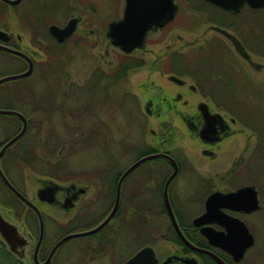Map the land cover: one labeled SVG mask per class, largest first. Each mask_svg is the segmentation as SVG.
<instances>
[{"label": "flooded vegetation", "instance_id": "1", "mask_svg": "<svg viewBox=\"0 0 264 264\" xmlns=\"http://www.w3.org/2000/svg\"><path fill=\"white\" fill-rule=\"evenodd\" d=\"M23 4L29 8L24 7V15L14 20L13 12ZM59 4L60 0H20L14 6L4 4L7 15L0 31L6 34L5 46L26 58L0 53L20 63L21 70L12 75L25 72L31 63V75L17 81L30 78L38 68L43 72L42 80L53 82L55 87L61 83L60 91L51 93L48 99L53 97L56 102H64L72 96L67 92L68 87H64V76L79 64L77 60H83L81 49H86L88 43L89 51H93L99 38L109 44L110 41L106 36L107 28L100 35L85 26L81 28L84 16H91L88 13L72 14L62 25L49 22L47 17L50 18ZM124 6L125 3L121 16L111 22L122 18ZM30 7H33V13L29 11ZM216 9L228 17L236 16ZM87 10L88 6L83 5V12ZM70 20L77 21L76 28L70 37L59 43L50 35L49 28L57 26L62 29ZM211 27L223 29L211 25L208 29L212 32ZM164 28L148 32L144 48L129 54L110 44L120 52L115 62L107 61L109 46L105 42L101 57L104 62L84 63L104 69L101 73L96 70L88 77L82 94L84 101L88 102L73 111L78 117L92 115L98 119L84 129L94 135L104 133V174H89L69 182L58 177L40 178L35 181L36 189L29 197L6 176V155L14 145L1 157L3 174L38 210L44 226L43 238L37 247L40 236L38 215L16 198L22 211L9 208L5 218L16 225L20 239L17 251L22 258L11 254L0 243V259L6 260V264H45L61 239L98 227L114 209L117 182L124 171L140 158L158 153L169 156L177 165V174L168 188V200L179 231L196 250L179 236L164 205L163 187L173 172V166L165 159H154L142 163L125 177L118 206L99 230L63 242L47 264H59L60 261L68 264L70 257L73 264H126L143 249L148 251L134 264H264V99L258 104L254 102V97L261 96L254 93L258 87L250 82L246 73L239 71L246 65L250 71L260 72L264 65L260 64L262 67L255 70L240 56V63L204 58L203 55L211 52L207 44L205 47L196 45L201 38L199 35L194 42H189L188 32L183 28L180 29L181 35H176L165 46L162 61H145L141 55L145 54L148 39L160 34ZM223 30L236 37L233 32ZM214 33L233 48L227 38ZM152 46L159 47L160 44L156 42ZM244 50L253 60L250 52ZM145 70L161 83L152 80L143 87L145 92L141 96L146 97L143 106L134 92L112 94L114 89L129 83L130 77ZM125 99L132 104L126 115ZM0 109L13 110L6 106ZM120 110L123 118L139 119L142 114L155 120L150 129L152 146L143 152L138 144L127 149L118 142L122 148L118 151L110 147V143L118 141L112 134L124 133L126 129ZM2 117L11 121L8 116ZM24 117L27 134L31 121L26 115ZM78 126L80 124L75 123L72 127ZM133 129L138 131L139 122ZM117 137L122 140V134ZM6 141L0 143V148ZM131 149L134 161L116 172L117 161ZM165 170L168 173H164ZM178 179L186 185L194 180L197 187L194 193L179 196L181 200L177 202L178 196L173 198L170 190ZM0 185L7 190L1 180ZM47 185L55 189L53 205L37 197L38 190ZM211 196L213 199L209 200ZM195 221L198 225L194 224ZM243 245L247 248L239 255L237 250Z\"/></svg>", "mask_w": 264, "mask_h": 264}, {"label": "rangeland", "instance_id": "2", "mask_svg": "<svg viewBox=\"0 0 264 264\" xmlns=\"http://www.w3.org/2000/svg\"><path fill=\"white\" fill-rule=\"evenodd\" d=\"M175 1L179 8L175 14L176 17L160 34L150 36L145 46V54L141 55L142 59L145 61H162L165 57V46L170 44L172 38H175L176 35H181L180 29L183 28L188 32L187 39L189 42H194L199 35L201 38L196 45L205 47L204 45L207 44V48L211 52L203 55L204 58L212 57L216 61L218 59L216 55L222 53L226 61L242 62L229 43L208 29L209 26L215 25L213 23L216 20L220 19L222 12L214 7L202 4L200 0ZM83 5L88 6L87 12H83ZM123 5L124 2L122 0H60L58 8L50 14V18H47L49 22L62 25L72 14L88 13L91 16L89 15L87 18L84 16L81 28L83 29L85 26L100 35V32H105L108 23L121 16ZM24 7L27 6L23 4L16 9L17 11L13 12L14 20H18L24 15ZM30 8L29 11L33 13V7ZM247 10L249 9L243 8L239 15L242 14L244 17L247 14ZM206 21H210V24H204ZM161 39H164L163 43L158 42ZM97 41L98 46L93 51H89L88 43L85 46L86 49H81L80 53L83 60H77L79 64L75 68L68 70V73L64 76V87H68V94H72L68 101L60 102L59 100V102H56L53 97L48 99L51 93L56 94L60 91L61 83L55 87L53 82L42 80L43 72L38 68L26 80L9 82L0 86V107L6 106L17 110L26 115L31 121L27 134L6 155L8 164L5 165L8 179L20 192L27 194L29 197L36 189L35 181L40 178L58 177L60 180L69 182L77 181L78 178L83 179L89 174L98 172L104 174V133L94 135L84 129V127L95 123V119L96 121L98 119L92 115L78 117V114H75L76 111H73L76 107L88 102L84 101L85 98L82 96L88 77L96 70L101 73V70L104 69L101 66H96V68L90 65L86 66L84 63L104 62V58L102 59L101 57L104 55L105 42L109 46L107 61L110 63L119 59L120 52L107 43L105 39L103 41L99 38ZM156 42L160 44L159 47L152 46ZM261 52L264 53V45L261 46L260 54ZM77 58L79 59V57ZM253 60L264 65V56L262 55H253ZM238 67L242 68L240 64H238ZM243 68L239 69V71L246 73L251 81L247 79L258 87L254 93L257 92L259 96L261 94L260 98L257 97L258 95L253 98L254 102L257 101L258 104L259 100L264 99V69L256 72L254 70L250 71L246 65ZM20 70L21 65L18 61H14L0 53V77L12 75ZM130 78L129 83L125 84L124 87L114 89L112 94L134 92L139 96L142 106L146 100L145 96H141L145 92L143 87H146V84L149 85L152 80L156 83H161V81L155 79L157 78L156 76H150L147 70L142 71L138 76ZM79 87L82 89H77ZM123 103L126 115L132 104L126 99L123 100ZM34 108L37 109L35 113H33ZM98 113H101V110H98ZM122 113L123 111L120 110L121 116ZM123 119L126 129L124 133L112 134L118 140L110 143V147L113 150L122 149L119 148L120 143L127 149L138 144L139 150L142 152L148 146H152L153 139L151 138L150 129L155 123L154 119L145 118L142 114H140L139 119H133L132 117L130 119L124 117ZM138 122L139 129L134 131L133 126H136ZM75 123L80 124V126L73 128L72 126ZM20 127L21 124L19 122H12L1 116L0 143L9 139L12 133L19 130ZM121 134L122 140L117 137ZM95 136L96 138H94ZM118 142L119 144H117ZM131 151L132 149L129 152H124L122 158L117 161L116 172L126 168L134 161V155ZM151 166H154V164H151ZM159 171L161 172L162 169H159ZM164 173H168L167 170ZM187 184L182 183L180 179L172 184L171 196L173 198L178 196L179 200L177 202L181 200L179 196L190 195L196 190V181H189ZM174 203L176 204L175 200ZM20 205L0 185V209L4 213L9 208L21 212L22 207ZM67 261L69 262L68 264L74 263L72 257ZM62 262L60 261L59 264H62ZM0 264H6V260L0 259Z\"/></svg>", "mask_w": 264, "mask_h": 264}, {"label": "water", "instance_id": "3", "mask_svg": "<svg viewBox=\"0 0 264 264\" xmlns=\"http://www.w3.org/2000/svg\"><path fill=\"white\" fill-rule=\"evenodd\" d=\"M201 1L208 3L222 11H225L227 13L234 14V15L239 14L240 11L244 7H247L251 10H264V0H201ZM0 2L6 5L14 6V5H17L20 2V0H0ZM124 3H125V6H124V12H123L122 18L108 24L106 36L108 40L110 41V44L113 47L119 48L122 52L126 54H129L134 50L143 49L147 33L150 32L151 30L164 28L168 23L173 21L175 14L177 12V5L174 3V0H124ZM76 22H77L76 20H70L68 24L62 29L58 28L57 26H51L49 28L50 35L54 37L59 43L63 42L66 38L70 37L71 34L74 32L76 28ZM211 30L227 38L232 44L233 49L236 52V54L240 56L248 64H250L253 68H255V70H258L260 67H262V65L252 60L250 55H248L246 51L244 50L240 41L236 37H234L232 34L228 33L227 31L223 29L217 28V27H211ZM6 41H7L6 34L0 31V52L10 53V54L16 55L21 58H26L24 54L6 47L5 46ZM28 65H29L28 69L23 73L0 77V86L8 82L17 81V80H21V79L29 77L32 73V65L31 63ZM0 116L13 117L17 119L21 124L19 131L15 135H13L10 139H8L6 143L0 148V159H1V157L4 155V153L9 148H11L13 145H15L17 142H19L24 137V135L26 134V130H27V121L24 115L16 110L0 109ZM154 159H165L167 162H169L173 166V172L167 178L164 184V187H163L164 205L169 215L171 216L174 227L176 231L178 232L179 236L188 246L196 250L195 248H193L191 245H189L186 242L181 232L179 231L177 224L175 222L171 207H170L169 200H168V188H169L170 183L172 182V180L175 178L177 174V165L174 162V160L170 158L169 156L163 153H158V154L149 155V156L140 158L135 163H133L128 169L124 171V173L121 175V177L119 178L117 182L116 202L114 204V209L112 210L111 214L102 224H100L98 227H96L92 231L71 234L61 239L53 247L45 264H47L50 261L53 254L56 252L58 247L63 242L71 238L86 236V235H89L95 232L96 230H99L111 218V216L114 214L118 206L121 185L125 177L130 172H132L135 168L141 165L142 163L150 161V160H154ZM0 180L2 181L6 189L15 198H17L22 204L31 207L38 215L39 224H40V236L37 242V247H38L42 241L43 231H44V226H43L40 213L30 203V201L27 198H25L10 183V181L3 174L1 168H0ZM52 185L57 187L56 184H52ZM54 195H55V189L50 187L49 185H47L46 187H43L37 192V197L39 198L40 201L46 202L47 204H51V205L54 204ZM212 199H213V196L209 198V200H212ZM194 224L198 225V222L195 221ZM19 240L20 239L17 234L16 225L12 223L11 221H8L5 218L4 211L0 209V243L5 245L7 247V250L11 254L21 259L22 255L17 251L18 242H20ZM246 248H247L246 245L241 246L237 250L239 255H242L243 252L246 250ZM147 251H148L147 249H143L132 260H130L126 264H134V262L139 260L142 257V255H144ZM200 252L207 253L205 251H200Z\"/></svg>", "mask_w": 264, "mask_h": 264}, {"label": "trees", "instance_id": "4", "mask_svg": "<svg viewBox=\"0 0 264 264\" xmlns=\"http://www.w3.org/2000/svg\"><path fill=\"white\" fill-rule=\"evenodd\" d=\"M5 11L6 6L0 2V25L2 22H4ZM204 24H210V21H206ZM213 24L233 32L236 37L241 41L244 48L248 52H250L252 56H264V53L261 52L260 54L261 46L264 45V10H247V14L244 17L242 16V14L228 17V15L223 13L220 19L216 20ZM216 56L218 57L216 61H226L225 56H223L222 53L217 54ZM210 60L215 61L211 57ZM8 118H10L12 122H18L15 118ZM17 132L18 130L12 133V136L15 135ZM11 196L13 197L14 201L20 203L12 194Z\"/></svg>", "mask_w": 264, "mask_h": 264}]
</instances>
